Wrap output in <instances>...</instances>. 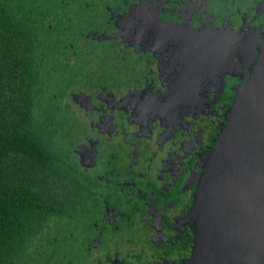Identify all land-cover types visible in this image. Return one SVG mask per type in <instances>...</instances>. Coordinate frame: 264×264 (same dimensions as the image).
<instances>
[{
    "label": "flooded vegetation",
    "instance_id": "1",
    "mask_svg": "<svg viewBox=\"0 0 264 264\" xmlns=\"http://www.w3.org/2000/svg\"><path fill=\"white\" fill-rule=\"evenodd\" d=\"M40 9L34 116L54 119L53 145L78 181L38 264H194L196 194L238 89L264 58V0Z\"/></svg>",
    "mask_w": 264,
    "mask_h": 264
},
{
    "label": "trees",
    "instance_id": "2",
    "mask_svg": "<svg viewBox=\"0 0 264 264\" xmlns=\"http://www.w3.org/2000/svg\"><path fill=\"white\" fill-rule=\"evenodd\" d=\"M43 2L0 0V264H38L77 190L72 165L53 145L54 119L34 116L30 86L43 53L30 29Z\"/></svg>",
    "mask_w": 264,
    "mask_h": 264
},
{
    "label": "water",
    "instance_id": "3",
    "mask_svg": "<svg viewBox=\"0 0 264 264\" xmlns=\"http://www.w3.org/2000/svg\"><path fill=\"white\" fill-rule=\"evenodd\" d=\"M193 217L194 264H264V58L207 158Z\"/></svg>",
    "mask_w": 264,
    "mask_h": 264
}]
</instances>
